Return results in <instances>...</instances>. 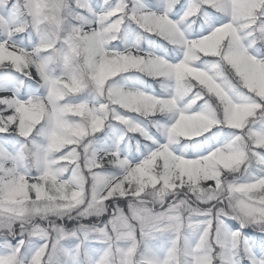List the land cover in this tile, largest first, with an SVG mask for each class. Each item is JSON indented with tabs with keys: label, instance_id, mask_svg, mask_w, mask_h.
<instances>
[{
	"label": "snow or ice",
	"instance_id": "obj_1",
	"mask_svg": "<svg viewBox=\"0 0 264 264\" xmlns=\"http://www.w3.org/2000/svg\"><path fill=\"white\" fill-rule=\"evenodd\" d=\"M0 236V264H264V0H0Z\"/></svg>",
	"mask_w": 264,
	"mask_h": 264
},
{
	"label": "rangeland",
	"instance_id": "obj_2",
	"mask_svg": "<svg viewBox=\"0 0 264 264\" xmlns=\"http://www.w3.org/2000/svg\"><path fill=\"white\" fill-rule=\"evenodd\" d=\"M97 0H93V3H96ZM145 3H149L150 0H144ZM181 4H186V0H182ZM179 7V5H177ZM197 17H192L189 20L185 21L183 28L186 33L189 34V38H196L194 30L196 29V23H193L194 20H196ZM131 29H134V31H123L120 34V39H118L115 43L117 45L123 46V44L128 45H137L140 49L146 50V51H152L156 55L163 56L165 59H170L172 54H175L172 52V50L169 48V46L165 45L163 41L159 40L155 36H148L147 34H143L140 32L138 28L133 24L131 25ZM250 54L251 53V50ZM139 74H128L127 76L124 75V77H117V81L128 88H136L140 89L146 92H151L153 94H160L161 90L155 82L148 80L146 77H139L138 80L135 78ZM126 77V78H125ZM43 92V89H40V93ZM39 94V93H38ZM84 97H78L77 100L83 99ZM88 100L91 102L93 100L92 96L87 97ZM202 103V102H201ZM151 132H155V129H150ZM202 139V138H201ZM183 143V142H182ZM182 143L176 145L175 147L181 148ZM121 147H124L121 145ZM196 150V146L194 144H189L187 148L184 149L186 152H193ZM135 152V148L133 147L132 153ZM130 153V155L132 154ZM228 226L232 229V231H236L240 228V225L236 223L235 221H229ZM241 233L243 236L248 237L250 240L254 239V234L260 235L259 231L253 227H247L241 230ZM257 237V236H256ZM21 237L17 236L15 239L12 237H7V240L11 244H15L18 239ZM5 237L0 236V243L3 242ZM167 235H160L154 238H150L147 243L150 248L154 250H160L163 249L167 245Z\"/></svg>",
	"mask_w": 264,
	"mask_h": 264
},
{
	"label": "trees",
	"instance_id": "obj_3",
	"mask_svg": "<svg viewBox=\"0 0 264 264\" xmlns=\"http://www.w3.org/2000/svg\"><path fill=\"white\" fill-rule=\"evenodd\" d=\"M181 1H182V0H181ZM129 74H131V73H129ZM127 75H128V74H125V76H127ZM253 236H255V237H256V236H259V235H258V234H257V235H256V234H254Z\"/></svg>",
	"mask_w": 264,
	"mask_h": 264
}]
</instances>
